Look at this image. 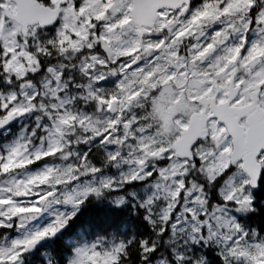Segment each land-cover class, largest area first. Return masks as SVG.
<instances>
[{
    "label": "snow or ice",
    "instance_id": "1",
    "mask_svg": "<svg viewBox=\"0 0 264 264\" xmlns=\"http://www.w3.org/2000/svg\"><path fill=\"white\" fill-rule=\"evenodd\" d=\"M0 264H264V0H0Z\"/></svg>",
    "mask_w": 264,
    "mask_h": 264
}]
</instances>
